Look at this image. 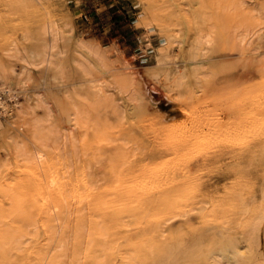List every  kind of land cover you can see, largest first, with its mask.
I'll list each match as a JSON object with an SVG mask.
<instances>
[{"label":"bare ground","instance_id":"1","mask_svg":"<svg viewBox=\"0 0 264 264\" xmlns=\"http://www.w3.org/2000/svg\"><path fill=\"white\" fill-rule=\"evenodd\" d=\"M28 1L31 9L45 13L41 51H28L14 41L5 51L14 64L7 66L0 58V131L7 134L13 164L23 163L30 176L6 182L0 166V264H226V242L233 239L247 245L248 261L264 257V59L255 44L256 38L264 40V0H213L216 12L206 0H196L191 8L178 9V16L196 31L179 71L180 80L189 79L191 85L186 99L173 100L177 117L160 115L162 149L155 151L147 168L144 165L147 172L135 174L129 166V176L123 177L112 167L109 180L95 174L103 158L97 151L78 189L71 179L72 163L86 136L96 131L90 108L74 104L67 126L61 127L45 95L29 89L32 71L52 66L58 71L57 62L66 53L62 44L74 41V66L102 102L103 78L124 80L132 68L116 49L108 52L99 41L75 32L67 0ZM2 11L9 13L7 8ZM221 16L231 21L225 30L212 24ZM145 30L151 32V25ZM220 40L244 60V84L260 80L225 102V117L217 108L200 112L193 104L215 77L208 64ZM126 93L131 107L140 102L134 90ZM39 109L47 114L38 116ZM118 109L125 119L126 109ZM53 151L58 173L53 170ZM226 154L242 163L244 172L237 175L243 183L224 197H213L201 172ZM152 165L160 175L149 181ZM100 182L104 188L97 190ZM29 200L35 204L33 211L27 209ZM4 201L15 210L6 212ZM216 234L226 241L220 251L212 250ZM232 254V264H242L238 244Z\"/></svg>","mask_w":264,"mask_h":264},{"label":"rangeland","instance_id":"2","mask_svg":"<svg viewBox=\"0 0 264 264\" xmlns=\"http://www.w3.org/2000/svg\"><path fill=\"white\" fill-rule=\"evenodd\" d=\"M195 1L67 0V9L75 32L85 38L98 41L97 36L109 35L114 30H120L134 21L140 28H145L146 24L151 25L150 34L157 36L159 40L157 48L152 50L154 53L149 57L150 61L139 66L131 65L132 71L126 78H123L124 80L108 76L103 78L105 98L102 102L97 101L94 87L81 78L74 66V59L77 57L74 41H65L62 44L66 53L57 62L58 71L54 69V66L32 71L34 81L29 89L37 90L45 95L53 109L54 122L61 127L67 126L74 104L87 105L90 108V116L96 125V131L86 136L83 148L79 147L78 155L72 163L71 179L77 189L86 176L91 155L97 151L103 154V158L100 159V168L95 170V174L102 180H109L111 179L110 174L114 172L112 167L118 170L123 177L124 175L129 176L127 175L129 170V172L136 171L135 174L147 172L143 169L144 165L147 168L149 166L147 164L154 159L155 151L162 149L164 135L159 129L160 115L177 117L178 107L173 100L186 99L191 85L189 79L183 82L180 80L179 71L187 61L186 50L194 39L196 31L192 24L178 16V9H189ZM206 1L212 12L217 10L213 0ZM97 4L103 7L112 5L107 11L108 20H102L100 15H95L97 11L94 6ZM31 5L28 0H0V10L5 8L9 10V13L2 11L0 14V58L7 66L14 64L5 57V51L14 41L28 51L36 53L41 51L40 28L43 25L45 13L31 9ZM112 10L115 11L111 12ZM58 18L59 16L56 15V19ZM230 22L229 18L221 16L218 23L213 21L212 24H217L218 29L225 30ZM111 25L113 27L109 30ZM104 29L105 32H103ZM177 39L180 43L175 42ZM165 40L169 41L168 44L160 47L161 42ZM255 44L260 47L259 53L264 59V40L256 38ZM209 59L211 60L208 64L209 72L215 77L205 85L200 98L196 99L193 104L200 112L217 108L218 114L225 117V113L222 112L225 102L234 98L236 92L245 90L260 80L257 77L256 81L252 80L249 81L251 83L244 84L245 76L242 77L245 74L244 60L239 57L236 49H232L223 40H220V47L210 55ZM166 63H168L166 66L163 65ZM55 76L61 79L55 81L53 80ZM262 88L264 93V86ZM127 90H134L139 94L140 102L134 104L133 107H131L133 103L129 102ZM118 105L126 109L125 119L119 117L120 109L116 110ZM46 114L47 112L43 109L37 111L38 116ZM80 135V132H76V136L80 137ZM125 141L129 144L124 145ZM118 145L123 148L119 150L120 152L116 148ZM223 146L224 144H221L219 149ZM9 148L7 134H1L0 131V166L4 165L1 169L3 179L10 182L15 178H30L23 163L13 164L8 154ZM51 155L54 162L53 170L56 173L61 172L57 152L53 151ZM236 158L232 154H226L223 161L212 164L209 171L201 172L202 177H207V183L210 185L209 191L213 197H224L238 190L243 183L237 172H244V168L240 160ZM197 163H201V160ZM129 166L131 167L128 170ZM153 167V165L148 167L151 168L149 181L158 180L160 175L159 169ZM263 173L264 168L261 175ZM103 188L104 185L101 182L97 184V190ZM26 203L30 205L27 209L33 211L35 204L33 205L30 200ZM2 205L6 212L15 210L11 202L4 201ZM200 218L201 214L199 216L197 211L195 222H200ZM214 241L212 249L214 251H220L225 245L223 242H226L220 234L214 236ZM226 243L230 246V249L228 247L226 251L227 258L224 259L226 264H232L234 261L232 253L237 244L240 253L239 260L242 264H264V257L256 261L247 260L250 256L245 243L234 241V239L231 243L229 241ZM244 257L247 258L243 260ZM197 264H204V262L199 260Z\"/></svg>","mask_w":264,"mask_h":264},{"label":"crops","instance_id":"3","mask_svg":"<svg viewBox=\"0 0 264 264\" xmlns=\"http://www.w3.org/2000/svg\"><path fill=\"white\" fill-rule=\"evenodd\" d=\"M112 5L102 6L95 5L97 13L100 15L102 20H108V10L111 9ZM115 11V10H114ZM113 10L111 12H114ZM151 32L146 31L145 28L136 26V22H130L120 30H114L109 35L97 36V40L102 44L108 52L117 50L123 56L130 66H139L140 64H146L150 61V56L154 53L158 46V38L150 34ZM93 40V38H86ZM118 56H113L117 58Z\"/></svg>","mask_w":264,"mask_h":264},{"label":"built area","instance_id":"4","mask_svg":"<svg viewBox=\"0 0 264 264\" xmlns=\"http://www.w3.org/2000/svg\"><path fill=\"white\" fill-rule=\"evenodd\" d=\"M113 26L111 25L110 27H109V30L112 28ZM106 30L104 29V31L103 32H105Z\"/></svg>","mask_w":264,"mask_h":264}]
</instances>
